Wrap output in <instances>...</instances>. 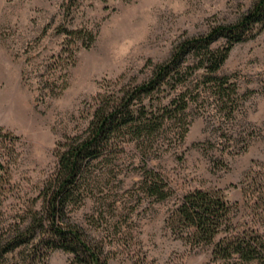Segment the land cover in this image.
Instances as JSON below:
<instances>
[{
  "label": "rangeland",
  "instance_id": "rangeland-1",
  "mask_svg": "<svg viewBox=\"0 0 264 264\" xmlns=\"http://www.w3.org/2000/svg\"><path fill=\"white\" fill-rule=\"evenodd\" d=\"M255 1L0 0V264H85L42 242L33 218L45 210L64 145L127 93L134 110L162 118L144 143L129 133L113 140L91 163L92 189L71 205L101 263L264 264L215 249L237 233L264 235V25L240 40L218 37L213 51L232 47L217 72L192 49L182 81L136 95L180 42L236 23ZM181 93L188 104L173 111ZM153 176L164 198L145 185ZM195 190L230 201L232 218L213 243L173 222Z\"/></svg>",
  "mask_w": 264,
  "mask_h": 264
},
{
  "label": "trees",
  "instance_id": "trees-1",
  "mask_svg": "<svg viewBox=\"0 0 264 264\" xmlns=\"http://www.w3.org/2000/svg\"><path fill=\"white\" fill-rule=\"evenodd\" d=\"M256 24L264 25V0H256L236 23L215 26L207 35L188 37L180 42L170 58L157 65L150 79L137 86L136 95L153 93L163 84L169 83L170 79L182 81L186 74L178 68L192 49L201 53L200 66L205 67L208 73L217 72L227 59L232 43L222 51H213L212 43L222 35L228 36L231 41L240 40L247 32L252 31ZM133 99L134 96L127 93L119 102L101 106L88 130L71 137L64 145L59 152L55 177L48 186L45 210L41 215L39 212L35 213L33 218L34 224L37 222L42 225V230L45 229L42 231L45 236L42 242H51L49 246L52 248H63L74 253L81 263L106 264L107 261L105 258L101 263V252L96 248V244L84 228L71 221L70 217L71 205L76 204L92 189L91 163L102 155L104 150L109 149L112 141L121 134L129 133L144 143L147 136L155 131L157 119L162 118L144 108L134 110ZM177 99L180 100L174 101L176 107L172 110L180 112L188 104L186 93H181ZM178 101L183 104L181 108H177ZM149 114L151 116H147ZM176 117L178 119L179 114H176ZM157 179V176H153L146 180L145 185L152 193L164 198L165 192ZM230 206V201L224 193L195 190L182 196L172 219L173 222L189 227L195 238L213 243L221 226L232 218ZM44 219H47L48 225H44ZM26 228L29 235L34 234L30 232V225ZM30 239L29 236L26 241L29 242ZM24 241L15 245L18 246ZM215 249L225 257L237 254L246 261L264 262V235L254 232L237 233L216 242ZM9 250L11 248L4 251Z\"/></svg>",
  "mask_w": 264,
  "mask_h": 264
},
{
  "label": "bare ground",
  "instance_id": "bare-ground-1",
  "mask_svg": "<svg viewBox=\"0 0 264 264\" xmlns=\"http://www.w3.org/2000/svg\"><path fill=\"white\" fill-rule=\"evenodd\" d=\"M10 90H11V89H10ZM12 91H13V90H12ZM6 93H7V92H6ZM15 93H16V92H15ZM11 94H13V92H12ZM13 95H14V94H13ZM16 95H17V94H16ZM5 96H6V95H5ZM7 97H8V95H7ZM18 97H19V96H18ZM10 98H11V97H10ZM11 100H12V99H11ZM13 100H14V99H13ZM18 100H19V98H18ZM5 101H7V102H6L7 104H10V103H11L10 101H9L10 103H8V100H5ZM16 101H17V100H16ZM14 102H15V101H14ZM6 103H5V104H6ZM7 107H8V106H7ZM3 108H4V107H3ZM21 112H22V111H21ZM13 115H15V114H13Z\"/></svg>",
  "mask_w": 264,
  "mask_h": 264
}]
</instances>
